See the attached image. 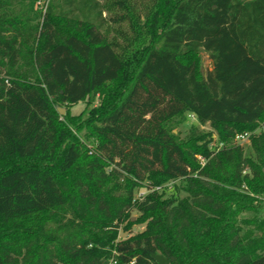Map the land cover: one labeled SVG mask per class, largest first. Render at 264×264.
I'll list each match as a JSON object with an SVG mask.
<instances>
[{"label":"trees","instance_id":"trees-1","mask_svg":"<svg viewBox=\"0 0 264 264\" xmlns=\"http://www.w3.org/2000/svg\"><path fill=\"white\" fill-rule=\"evenodd\" d=\"M40 1L0 0V264H264V0Z\"/></svg>","mask_w":264,"mask_h":264},{"label":"rangeland","instance_id":"rangeland-1","mask_svg":"<svg viewBox=\"0 0 264 264\" xmlns=\"http://www.w3.org/2000/svg\"><path fill=\"white\" fill-rule=\"evenodd\" d=\"M39 3H40L39 4L40 8H42L44 6L45 0H41ZM200 57H201V63H202V66H203L204 70L207 69L208 67H210V60H209L207 54L204 51L200 52ZM89 102L93 103L94 99L90 98ZM88 109H89L88 103L87 102H81V103H79V104H77V105H75V106H73L71 108V113L73 115H78V114H82L83 113V115L86 116L87 112H88ZM192 123H196V119L193 116H189V120H188L187 124L184 125L183 127H181L182 135H185V133L187 132L188 128L190 127V125ZM201 128L206 130V131L210 130L209 126H201ZM242 145L245 148V154L246 155H251L252 151H251L250 146H249V141H247V140L243 141ZM141 193H144V192H141ZM141 193H138L137 196L140 195ZM168 194L169 193H167L166 195H168ZM136 215H137V213L134 212L133 219H135ZM144 228H145V225L136 224V225L133 226V232L136 233V232L142 231ZM126 235L127 234L124 233V232L120 233V237L121 238L125 237Z\"/></svg>","mask_w":264,"mask_h":264},{"label":"water","instance_id":"water-1","mask_svg":"<svg viewBox=\"0 0 264 264\" xmlns=\"http://www.w3.org/2000/svg\"><path fill=\"white\" fill-rule=\"evenodd\" d=\"M58 111L61 115H64L66 112V108L64 107H58ZM153 258L159 263V264H168V260L160 253L153 254Z\"/></svg>","mask_w":264,"mask_h":264},{"label":"built area","instance_id":"built-area-1","mask_svg":"<svg viewBox=\"0 0 264 264\" xmlns=\"http://www.w3.org/2000/svg\"><path fill=\"white\" fill-rule=\"evenodd\" d=\"M249 137H250V134L249 133H242V134H238L236 136L235 140H236V142L242 144L243 141H246V140L249 141ZM222 145L223 144H220V146H222ZM200 159H201L202 162L204 161L203 158L200 157ZM143 194L144 193H141L140 195H143Z\"/></svg>","mask_w":264,"mask_h":264}]
</instances>
